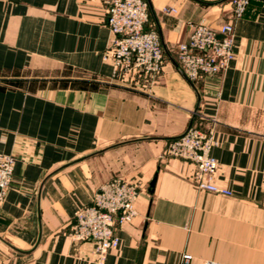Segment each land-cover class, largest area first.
<instances>
[{
    "label": "crops",
    "instance_id": "1",
    "mask_svg": "<svg viewBox=\"0 0 264 264\" xmlns=\"http://www.w3.org/2000/svg\"><path fill=\"white\" fill-rule=\"evenodd\" d=\"M146 1L167 59L143 92L115 83L103 59L106 0H0V153L15 159L0 264H97L72 236L74 215L115 178L141 192L104 264H179L185 253L191 264H264V2L235 22L229 69L193 84L176 48L197 24L230 23L229 0ZM191 124L213 128V182L231 195L198 190L195 165L166 157Z\"/></svg>",
    "mask_w": 264,
    "mask_h": 264
},
{
    "label": "built area",
    "instance_id": "2",
    "mask_svg": "<svg viewBox=\"0 0 264 264\" xmlns=\"http://www.w3.org/2000/svg\"><path fill=\"white\" fill-rule=\"evenodd\" d=\"M252 1L229 0L230 23L219 28L197 24L189 40L178 44L176 62L188 81L196 84L218 77L229 69L236 57L235 22L244 17ZM106 4L107 26L113 38L103 59L112 65V80L126 88L147 92L158 82L167 59L160 34L148 28L149 3L146 0H106ZM197 113L199 120L205 121L202 113ZM213 131V128L191 124L169 143L165 155L195 165L196 172L191 180L198 190L231 195V191L213 182L219 168L212 155L213 148L218 146ZM14 167L15 159L0 153V208L10 189ZM140 192L138 182L115 178L99 188L90 205L75 212L72 236L77 242L91 244L93 262L104 264L109 252L119 247L117 227L131 223L137 216L135 206ZM192 260L193 257L185 253L179 264H191Z\"/></svg>",
    "mask_w": 264,
    "mask_h": 264
},
{
    "label": "water",
    "instance_id": "3",
    "mask_svg": "<svg viewBox=\"0 0 264 264\" xmlns=\"http://www.w3.org/2000/svg\"><path fill=\"white\" fill-rule=\"evenodd\" d=\"M155 181H156V179H154L153 182L151 183V187H153L155 185Z\"/></svg>",
    "mask_w": 264,
    "mask_h": 264
}]
</instances>
